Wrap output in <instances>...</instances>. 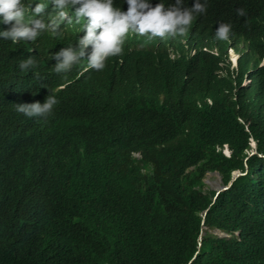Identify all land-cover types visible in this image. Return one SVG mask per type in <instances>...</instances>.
Masks as SVG:
<instances>
[{
	"label": "trees",
	"instance_id": "1",
	"mask_svg": "<svg viewBox=\"0 0 264 264\" xmlns=\"http://www.w3.org/2000/svg\"><path fill=\"white\" fill-rule=\"evenodd\" d=\"M202 2L192 56L128 35L103 70L56 73L50 53L79 35L70 20L0 39V264H264V0ZM220 23L249 50L237 70L202 50ZM29 56L35 74L18 66ZM51 93L48 117L16 111ZM209 172L231 185L206 190Z\"/></svg>",
	"mask_w": 264,
	"mask_h": 264
},
{
	"label": "clouds",
	"instance_id": "2",
	"mask_svg": "<svg viewBox=\"0 0 264 264\" xmlns=\"http://www.w3.org/2000/svg\"><path fill=\"white\" fill-rule=\"evenodd\" d=\"M53 2L55 11L50 13L45 21L41 19V14L47 10V5L43 2L34 3L35 7H32L34 15H30L26 13L24 0H0V39L13 42L32 41L43 31L54 35L58 20H70L72 25L78 26L79 35L73 37L70 43L63 44L50 53V59L56 61L52 67L56 73L70 72L82 59L86 61L87 67L84 69L103 70L109 57L116 56L121 53L122 48L125 49L130 39L126 38L128 35L134 37L138 34L135 39L137 46H152L154 43L164 44V41H167L172 58L180 56V48L190 51L189 55L192 56L197 49L191 46L185 33L194 19L207 11L206 3L202 0H193L190 7L185 6V0H174L167 6L163 0L155 5L153 0H123V3L128 5L127 11L117 6V0H53ZM70 9L75 10V18L69 12ZM237 13L245 15L244 9H237ZM230 32V24L220 23L215 30L216 39L204 44L202 50L215 55H220L221 49L226 50L227 63L231 69L236 67L237 70L241 57L249 50L244 43L243 53L238 54L234 61L236 66L232 67L229 57L232 60L234 57L229 56L230 50L235 52V47L237 48L241 42L233 41ZM146 36L157 39L147 41ZM18 66L24 72L35 74L36 61L32 56L21 59ZM57 103V97L51 93L44 102L17 103L16 111L29 118L41 119L51 115ZM224 147L223 151L229 155L228 145L225 144Z\"/></svg>",
	"mask_w": 264,
	"mask_h": 264
},
{
	"label": "rangeland",
	"instance_id": "3",
	"mask_svg": "<svg viewBox=\"0 0 264 264\" xmlns=\"http://www.w3.org/2000/svg\"><path fill=\"white\" fill-rule=\"evenodd\" d=\"M52 13H54V11ZM138 46H140V45H138ZM243 46H245V45H244V43L241 42L237 46V48L235 47V52L236 53L233 50H230L231 51V55H229V56L234 57V60L230 59V57H229V60L231 62V66L232 67L236 66V65H234V61H235V58L238 56V54L241 55L243 53V50H242ZM235 69H236V67H235ZM250 81H251L250 76H248L243 81V84H250ZM252 147H253L252 152L256 151L255 150V142H253V141H252ZM222 184H223V181H222L221 175H218V174L213 173V172H209L207 174V176L205 178V189L206 190H216Z\"/></svg>",
	"mask_w": 264,
	"mask_h": 264
},
{
	"label": "water",
	"instance_id": "4",
	"mask_svg": "<svg viewBox=\"0 0 264 264\" xmlns=\"http://www.w3.org/2000/svg\"><path fill=\"white\" fill-rule=\"evenodd\" d=\"M218 175H220L219 172H216ZM241 172H236L233 176V179H235ZM232 181L229 184H222L221 186H219V188L217 189V193H219L220 191L227 189L230 185H231Z\"/></svg>",
	"mask_w": 264,
	"mask_h": 264
},
{
	"label": "bare ground",
	"instance_id": "5",
	"mask_svg": "<svg viewBox=\"0 0 264 264\" xmlns=\"http://www.w3.org/2000/svg\"><path fill=\"white\" fill-rule=\"evenodd\" d=\"M137 37H138V35H137ZM185 48H180V50H184ZM190 51H187V53H189ZM142 106V105H141Z\"/></svg>",
	"mask_w": 264,
	"mask_h": 264
}]
</instances>
